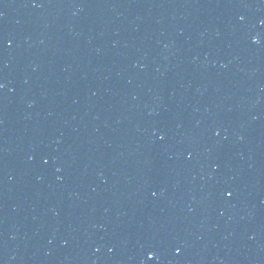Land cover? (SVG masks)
<instances>
[{"label": "water", "instance_id": "obj_1", "mask_svg": "<svg viewBox=\"0 0 264 264\" xmlns=\"http://www.w3.org/2000/svg\"><path fill=\"white\" fill-rule=\"evenodd\" d=\"M0 264H264V0H0Z\"/></svg>", "mask_w": 264, "mask_h": 264}]
</instances>
